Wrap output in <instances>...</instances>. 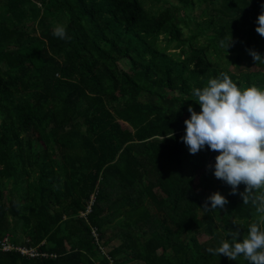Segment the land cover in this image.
<instances>
[{
  "label": "trees",
  "instance_id": "16d2710c",
  "mask_svg": "<svg viewBox=\"0 0 264 264\" xmlns=\"http://www.w3.org/2000/svg\"><path fill=\"white\" fill-rule=\"evenodd\" d=\"M262 5L0 0V264H249L207 251L257 221L245 185L230 194L218 153L181 137L194 87L264 88ZM216 191L228 203L204 209Z\"/></svg>",
  "mask_w": 264,
  "mask_h": 264
},
{
  "label": "clouds",
  "instance_id": "9594fccd",
  "mask_svg": "<svg viewBox=\"0 0 264 264\" xmlns=\"http://www.w3.org/2000/svg\"><path fill=\"white\" fill-rule=\"evenodd\" d=\"M264 9V5H262ZM256 32L264 37V10L257 17ZM52 34L60 39H70L66 26L57 24ZM232 36L222 48H228ZM255 62L264 63V56L249 50ZM191 95L200 110L188 107L185 133L181 137L190 154H197L206 146L217 152L214 176L231 187L237 194L239 185L245 188L239 195L243 204L251 203L257 213V221L249 225L242 239L238 232L226 233L216 248H208L213 255H224L230 260L243 257L249 264H264V88L255 84L240 87L227 73L210 78L201 87H194ZM210 201V206H209ZM227 198L219 191L205 201L204 209H224Z\"/></svg>",
  "mask_w": 264,
  "mask_h": 264
},
{
  "label": "built area",
  "instance_id": "2783aa9c",
  "mask_svg": "<svg viewBox=\"0 0 264 264\" xmlns=\"http://www.w3.org/2000/svg\"><path fill=\"white\" fill-rule=\"evenodd\" d=\"M90 210H91V206L88 207V212ZM94 235L97 236V233L95 231H94ZM1 248L3 250H7V251L17 249V250H20L23 254H26L30 257H37L40 254L39 251L35 247H31V246H17L16 247V246H14V244L11 243L9 236H5L3 238Z\"/></svg>",
  "mask_w": 264,
  "mask_h": 264
},
{
  "label": "rangeland",
  "instance_id": "374dc122",
  "mask_svg": "<svg viewBox=\"0 0 264 264\" xmlns=\"http://www.w3.org/2000/svg\"><path fill=\"white\" fill-rule=\"evenodd\" d=\"M126 64H127V63H121V67L124 68V69H127ZM109 251H110V248H106V249H105V252H106V253H108Z\"/></svg>",
  "mask_w": 264,
  "mask_h": 264
}]
</instances>
